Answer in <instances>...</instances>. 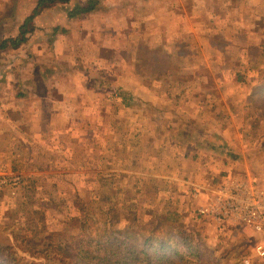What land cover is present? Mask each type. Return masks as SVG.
<instances>
[{
  "label": "rangeland",
  "instance_id": "1",
  "mask_svg": "<svg viewBox=\"0 0 264 264\" xmlns=\"http://www.w3.org/2000/svg\"><path fill=\"white\" fill-rule=\"evenodd\" d=\"M226 1L172 0L162 13L97 0L71 22L91 2L72 0L44 16L38 39L106 47L44 54L51 88L10 100L24 95L15 81L0 95V264H97L110 243L151 253L135 264H264L251 227L200 213L230 181L264 189V27L228 26L212 9Z\"/></svg>",
  "mask_w": 264,
  "mask_h": 264
},
{
  "label": "crops",
  "instance_id": "2",
  "mask_svg": "<svg viewBox=\"0 0 264 264\" xmlns=\"http://www.w3.org/2000/svg\"><path fill=\"white\" fill-rule=\"evenodd\" d=\"M0 0V13L6 12V10L13 12L14 18L16 21L11 22L12 20L5 15H0V42H3L7 39H15L19 36L20 27L24 24V22L34 13L37 8V4L39 0ZM72 1V0H71ZM97 1V0H89ZM102 2V0H99ZM138 4L140 2H144L143 8L145 5L149 6V10L153 12H162L166 13L167 11L172 10V0H136ZM186 2V0H185ZM72 2L66 5H55L51 8L43 10L38 16H36L33 20V32L29 33L26 39V42L18 49L8 48L6 50H0V95L3 94L4 98H6L10 91L13 88V82L16 83L21 91H24V95H21L20 92H15L17 96L10 98V100H14L16 97H21V99H36L38 97V93L40 90V85L48 86L51 88L45 78L50 74L43 65L44 54L54 59L61 60L62 54L64 56H69L70 54L79 53V50L84 48V46H88L89 44H93L94 51L99 52L102 51L103 48L106 47L103 42H106L107 39H38L37 35L43 29V23L41 22L46 14L53 11L55 8L67 7ZM225 5L223 3L215 4L212 6L213 10H224L229 13L227 17L228 26H243L248 27L251 25V22L255 23V25L262 24L261 27H264V0H227ZM11 6V7H9ZM235 6V8H233ZM77 7V6H76ZM75 7V8H76ZM83 7V6H79ZM85 7V6H84ZM136 8V9H135ZM181 8V7H180ZM133 12L137 13V7H131ZM182 9V8H181ZM69 10V9H68ZM96 10V9H95ZM91 11L89 14L92 17V13L95 11ZM183 10V9H182ZM252 10H257L256 15H251ZM100 11L103 9L100 6ZM186 11V10H183ZM232 11L235 14L234 16L231 14ZM69 12L67 13L68 19L75 21L77 18H70ZM243 12L247 15H244L242 20H237L236 13ZM94 14V13H93ZM50 16V15H47ZM46 16V17H47ZM84 17H88L87 14L83 15ZM217 19L220 18L218 15L215 16ZM151 17H148V19ZM241 19V16L238 17ZM240 21H245L242 25H238ZM15 27V32H12ZM262 29V28H261ZM59 31L58 27L54 28V32ZM40 38V37H39ZM65 44V47L68 53H62L60 46ZM49 45V47L47 46ZM68 58V57H67ZM65 58V59H67ZM75 62V61H74ZM15 64V65H12ZM64 63V62H62ZM77 65V63L75 62ZM65 65V64H64ZM83 63H79L76 67L80 68ZM66 67V66H65ZM59 72L58 68L56 69ZM54 74V71H51V75ZM65 73L56 74L55 78H52V89L56 90L63 88L64 85L63 78ZM20 77H27L24 80H27L26 83H22ZM56 79V80H53ZM35 82V85H34ZM28 88V89H27ZM66 91V90H62ZM61 91V92H62ZM63 98V96H62ZM60 97V99H62ZM53 99V98H52ZM23 101H19L20 107L23 105ZM39 104V101L36 103ZM41 104V102H40ZM50 105V104H49ZM24 107V105H23ZM38 107V106H37ZM187 156L191 157L192 155ZM185 158V157H184ZM192 158V157H191ZM195 158V156L193 157ZM192 158V159H193ZM189 159L182 160V162H187ZM197 186V185H195ZM202 186V185H200ZM198 186V187H200ZM204 188V187H201Z\"/></svg>",
  "mask_w": 264,
  "mask_h": 264
},
{
  "label": "built area",
  "instance_id": "3",
  "mask_svg": "<svg viewBox=\"0 0 264 264\" xmlns=\"http://www.w3.org/2000/svg\"><path fill=\"white\" fill-rule=\"evenodd\" d=\"M200 213L219 221L235 219L251 227L262 238L254 248L257 256L264 259V189L246 181H230L217 190L208 207L200 209Z\"/></svg>",
  "mask_w": 264,
  "mask_h": 264
},
{
  "label": "trees",
  "instance_id": "4",
  "mask_svg": "<svg viewBox=\"0 0 264 264\" xmlns=\"http://www.w3.org/2000/svg\"><path fill=\"white\" fill-rule=\"evenodd\" d=\"M71 0H39L37 4V8L34 11V13L24 22V24L20 27L19 30V36L15 39H7L3 42H0V50H6L8 48L12 49H18L20 48L27 39V36L29 33L33 32V20L36 16H38L43 10L51 8L55 5H66L69 4ZM95 2L91 1L90 5L88 7H76L74 11L69 13L70 18H76L83 16L85 14L90 13L95 8ZM255 92V91H254ZM256 92L259 94L262 92L261 89H257ZM152 239L146 240V245L151 241ZM111 246H109L106 250L112 252L111 254H108L104 257H98L93 256L92 260H97V264H135L138 263L141 259H147L148 262H150V259L152 257L151 253L144 248L138 252L135 249L134 245H131L128 249V252L125 254L122 253L121 249L118 247H115V243H110ZM124 247H126V242L123 241ZM105 250V251H106ZM98 251V249H96ZM161 251V252H160ZM164 252L163 245L159 250H157L155 255H158L157 253ZM118 258V259H117Z\"/></svg>",
  "mask_w": 264,
  "mask_h": 264
}]
</instances>
